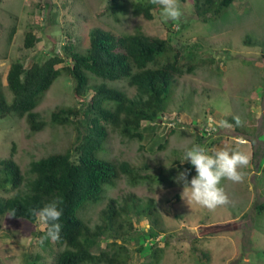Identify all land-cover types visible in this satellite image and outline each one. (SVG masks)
<instances>
[{"label": "rangeland", "instance_id": "rangeland-1", "mask_svg": "<svg viewBox=\"0 0 264 264\" xmlns=\"http://www.w3.org/2000/svg\"><path fill=\"white\" fill-rule=\"evenodd\" d=\"M112 1L0 0V90L11 99L6 74L13 60L20 58L29 67L62 53L67 34L78 51L88 46L95 27L115 35L141 31L176 43L198 66L193 73L180 76L169 90L166 114L146 126L142 140H129L112 131L105 148L97 152L101 158L128 161L147 177L132 185L122 176L114 186H106L98 203H89L79 213L94 225L110 198L123 205L128 195L135 194L140 198V212L152 205L162 219L165 236L158 242L163 247L158 264H264V210L256 212V206L264 204V0H233L206 20L196 16L194 0H179L183 17L168 22L162 21L159 5L151 19L132 14L134 2L149 0H116L113 6ZM27 31L39 38L33 48L23 45ZM112 84L130 96L135 93L125 82ZM72 87V79L61 74L41 95L34 111L47 124L38 132H31L23 117L0 118V159L13 146L14 160L29 176L31 160L69 147L76 138L75 128L52 125L49 115L55 107L79 105ZM234 116L242 121L241 126L234 121L236 129L228 122ZM209 117L217 124L225 120L232 127H220L211 137L198 136L204 123H210ZM171 122L173 127L167 125ZM241 138L247 143L240 145ZM194 144L210 153L228 146L250 154V164L242 169L246 174L242 183L222 181L232 203L209 210L182 195L184 185L175 178L187 170L188 162L181 160ZM187 172L190 181L195 168ZM13 193L9 186L0 189V197ZM129 208L135 228L117 242L128 248L131 264H140L150 259L153 249L142 237L150 223ZM0 223V264H53L58 247L53 243L46 250L40 246L38 232L44 227L39 221L4 214ZM107 241L101 240L94 252L105 248ZM141 243L145 248L136 251ZM193 247L208 250L209 256L199 258Z\"/></svg>", "mask_w": 264, "mask_h": 264}, {"label": "trees", "instance_id": "trees-1", "mask_svg": "<svg viewBox=\"0 0 264 264\" xmlns=\"http://www.w3.org/2000/svg\"><path fill=\"white\" fill-rule=\"evenodd\" d=\"M232 1L194 0V12L206 20L219 14ZM115 2L112 1V6ZM155 8L157 6L150 2L137 1L131 11L134 16L151 19ZM66 36L62 53L34 61L29 67H25L20 58L10 63L6 87L11 99L8 100L0 90V118L7 115L23 117L31 132L42 130L47 122L34 109L54 80L61 74L68 75L73 82L72 94L79 105L55 107L50 112L49 122L74 127L75 141L64 151L31 160L29 176L14 160L12 146L9 155L0 159V189L9 186L14 193L0 197V216L16 209V216L12 218L37 223L38 219L28 210L39 209L60 197L63 199L60 240L41 243L40 239V246L45 250L51 243L58 247L53 264H131L128 248L117 242L135 228L130 205L150 223L149 228L143 229L146 235L142 237L153 249L150 259L140 264H158L163 254V247H159L158 242H163L165 230L152 205L140 212L137 209L140 198L135 194L128 195L123 205L110 198L100 211L99 223L94 225L83 218L79 210L89 203H98L108 188L106 186H114L122 176L132 185L147 177L128 161L101 158L97 152L105 148L112 131L129 140H142L146 126L158 123L166 114L169 90L180 76L193 73L198 63L192 62L191 54L189 56L176 43L141 31L115 35L95 27L89 33V43L84 51L76 50L68 34ZM38 41L35 33L27 31L23 45L33 48ZM119 81L125 82L135 93L130 96L112 84ZM82 118H85L84 123ZM228 122L234 125L232 118ZM213 126L216 130L206 132L201 129L198 136H213L220 129L217 122ZM176 165L181 168L178 163ZM184 167L191 172L194 166L188 162ZM263 210L264 204L256 206V212ZM38 234L41 238L45 230ZM101 240H108L106 247L94 252ZM144 248L141 243L136 251ZM193 249L199 253V258L209 256L208 250Z\"/></svg>", "mask_w": 264, "mask_h": 264}, {"label": "clouds", "instance_id": "clouds-1", "mask_svg": "<svg viewBox=\"0 0 264 264\" xmlns=\"http://www.w3.org/2000/svg\"><path fill=\"white\" fill-rule=\"evenodd\" d=\"M149 2L160 6V16L164 22L179 21L183 17L179 0H149ZM233 120L236 126L242 125L239 116H234ZM209 122L210 124L214 123L211 117ZM219 127L231 128L232 125L225 120H221ZM238 143L244 145L247 141L241 138ZM185 161L194 166L196 175L192 176L189 181L187 170L179 172L175 179L178 183L182 182L184 185L182 195H188L191 201L209 210H215L218 206L232 203L222 181L242 183L246 175L242 169L250 164L251 156L240 147L225 146L210 153L204 146L194 144L185 151L181 162ZM62 203L63 199L57 197L39 209L28 210L29 214L36 217L44 227L45 234L40 238L41 243L45 240L53 242L60 240L62 225L59 221L63 214ZM8 216H16V209H10Z\"/></svg>", "mask_w": 264, "mask_h": 264}, {"label": "built area", "instance_id": "built-area-1", "mask_svg": "<svg viewBox=\"0 0 264 264\" xmlns=\"http://www.w3.org/2000/svg\"><path fill=\"white\" fill-rule=\"evenodd\" d=\"M210 118V117H209ZM174 124L175 123H173V122H171V123H167V125L169 126V127H173L174 126ZM214 125V123H209V124H207V125H203V128H202V130L203 131H206V132H209L211 129L212 130H216V127H214L213 126ZM150 244V243H149Z\"/></svg>", "mask_w": 264, "mask_h": 264}, {"label": "crops", "instance_id": "crops-1", "mask_svg": "<svg viewBox=\"0 0 264 264\" xmlns=\"http://www.w3.org/2000/svg\"><path fill=\"white\" fill-rule=\"evenodd\" d=\"M226 129V128H225Z\"/></svg>", "mask_w": 264, "mask_h": 264}]
</instances>
